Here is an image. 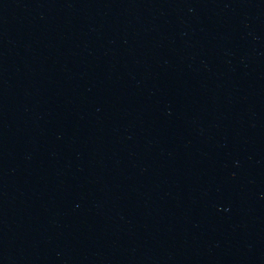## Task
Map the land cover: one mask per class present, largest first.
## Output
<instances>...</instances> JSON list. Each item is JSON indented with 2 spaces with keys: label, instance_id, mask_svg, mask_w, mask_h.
Here are the masks:
<instances>
[{
  "label": "water",
  "instance_id": "obj_1",
  "mask_svg": "<svg viewBox=\"0 0 264 264\" xmlns=\"http://www.w3.org/2000/svg\"><path fill=\"white\" fill-rule=\"evenodd\" d=\"M0 264H264V0H0Z\"/></svg>",
  "mask_w": 264,
  "mask_h": 264
}]
</instances>
